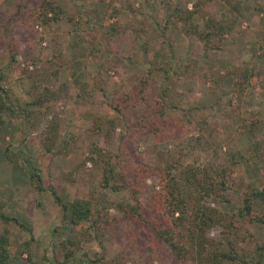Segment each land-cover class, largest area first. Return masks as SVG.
Returning <instances> with one entry per match:
<instances>
[{"label": "rangeland", "instance_id": "rangeland-1", "mask_svg": "<svg viewBox=\"0 0 264 264\" xmlns=\"http://www.w3.org/2000/svg\"><path fill=\"white\" fill-rule=\"evenodd\" d=\"M183 1L57 0L61 18L42 24L35 18L39 0H0V67L7 73L2 85L23 109L16 115L4 113L6 124L0 131V213L17 220L0 218V232L6 228L22 248L32 238L6 264H48L52 243L77 230L62 220L50 185L70 199H92L93 205L97 201L107 221H99L103 231H91L97 238L82 244L81 255L86 252L93 258L103 246L105 259L113 261L110 264L168 260V252L159 246L137 250L130 225L115 206L123 200L133 202L134 193L101 192L98 184L105 161L119 168L136 157L157 167L175 161L195 165L209 161L216 166L236 161L238 183L253 179L263 183L264 0L208 1L204 7L208 15L231 17L234 26L222 34L221 49L203 57L199 43L191 47L184 34L160 31L166 13ZM192 5L187 2L188 8ZM260 5L263 8L256 9ZM117 19L126 29L112 33L106 24ZM138 20L142 27L135 33L130 24ZM162 35L173 43L175 54L154 64L153 51L160 47ZM11 55L14 64L20 63L28 72L8 70ZM233 66L253 72L244 91L233 85L236 77L229 72ZM36 80L46 82L57 94L50 105L53 129L47 125L51 116L43 111L38 115L34 104H26L37 95L39 88L32 84ZM144 80L146 101H131L117 112L113 105ZM164 88L170 90L167 103L173 107L167 108L162 131L154 134L147 115L150 103ZM6 147L12 160L5 155ZM93 148H101L100 154H92ZM33 172L39 174V181L30 178ZM134 183L139 188L135 196L145 202L158 188V177L145 176ZM232 194L239 204L240 191ZM247 228L264 238V225L247 224ZM219 230L212 227L208 234L216 237Z\"/></svg>", "mask_w": 264, "mask_h": 264}, {"label": "trees", "instance_id": "trees-1", "mask_svg": "<svg viewBox=\"0 0 264 264\" xmlns=\"http://www.w3.org/2000/svg\"><path fill=\"white\" fill-rule=\"evenodd\" d=\"M188 1L192 2V9L187 7ZM208 1L210 0L177 2L163 17L161 33L166 34L168 31L176 30L184 34L191 47L198 43L201 45L202 57L210 51L220 50L223 42L222 34L233 30L234 19L224 18V15L223 18L216 19L208 15L204 10ZM259 7L263 8V5L256 9L260 10ZM61 14L62 9L57 0H39L35 18L37 22L49 24L61 18ZM198 19L202 21L201 24ZM130 26L136 33L141 30L142 21L138 20ZM106 27L112 33H120L126 29L118 19L114 23L108 22ZM162 37L160 47L153 51L154 64L157 59L159 62L169 60L175 54L173 43L165 39V35ZM14 60V55H11V60L6 65L8 70L16 68V70L20 69L21 74L28 72L26 67L20 68V63L14 64ZM55 60L53 59V62L58 64ZM229 72L236 77L233 82L235 89L246 90L253 72L250 73V70L238 69L235 66L229 69ZM52 74L55 75V71H52ZM5 77L7 73L0 67V131L6 124L4 113L16 115L23 111L16 102H19V99L15 101L10 99L6 88L2 85ZM39 82L36 80L32 83L33 87L39 90L37 95H32L31 100L26 104H34L38 115L43 111L45 116H51L47 125L53 129L55 120L50 105L53 104L57 94L49 89L46 82ZM147 83V80H144L136 84L122 96L121 102L113 105L114 109L121 112L131 101L134 104L146 101L143 93ZM169 91V88H164L160 91L158 98L150 103L152 110L148 112L147 117H149V127L154 134L162 131L160 124L165 120L167 108L173 107L167 103ZM28 115L29 112L24 115V118ZM26 121L28 122V118ZM100 150L101 148H93L91 151L92 154H100ZM7 151L8 147L5 148V155L12 160ZM87 158L93 160L91 156ZM235 162L216 166L209 161L202 165L175 161L168 163L166 167H157L145 164L141 158L136 157L130 165L119 168L105 161L98 186L104 195L105 190L114 193L127 190L134 193L133 202L128 200L117 202L116 209L126 223H129L128 229L132 231L138 242V251L146 250V247L155 250L159 246L168 252V260L166 262L160 260L159 264H263L264 238H259L249 231L247 224L264 225V179L263 183L256 179L238 183L234 176ZM153 175L158 177V188L150 192L145 202L141 201L135 196L139 188L134 180L139 183L145 176ZM30 178L33 180L36 178L39 181L40 176L33 172ZM35 187L42 189L39 183H35ZM49 189L61 208L62 220H66L77 230L52 243V254L47 259L48 264H110L113 262L105 259L103 246H100V251L94 252L93 258L86 252L84 255L79 252L85 241H89L92 237L97 238V235H93L91 231H103L99 221H106V219L100 215L97 208L98 202L96 201L93 205L92 199H70L66 194H58L52 185ZM238 190L241 199L239 204H235L232 193ZM0 218L5 222L10 220L17 222L15 218L7 217L2 213ZM87 220L91 221L89 226L83 228L79 226L81 222ZM215 226L220 228L216 237L208 234L209 229ZM31 239L25 242L23 248L19 247L12 241L9 231L4 228L0 232V264H6L12 256L20 255L31 244ZM145 256L148 261H153V257L150 258L147 254ZM113 258L118 262V257Z\"/></svg>", "mask_w": 264, "mask_h": 264}]
</instances>
